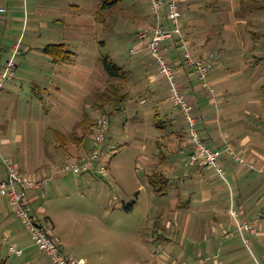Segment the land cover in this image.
Masks as SVG:
<instances>
[{
	"label": "rangeland",
	"instance_id": "1",
	"mask_svg": "<svg viewBox=\"0 0 264 264\" xmlns=\"http://www.w3.org/2000/svg\"><path fill=\"white\" fill-rule=\"evenodd\" d=\"M103 1L0 0V74L9 63L14 66L11 79L0 81V167L5 168L4 159L23 167L48 166L51 149L68 146L75 148L74 159L68 162L87 158L97 148L93 139L98 120L105 118L109 131L100 150L102 161L107 163V175L99 172L101 164L96 165L94 172L79 176L54 178L56 171L50 173L52 181L47 184L41 203L35 204L36 208L41 205L47 209L46 214L56 226L57 234L77 233L80 245L74 247L89 254V264H145L158 249L154 246L157 240L154 235L162 238L165 235L159 225L162 223L165 228L166 220L159 221L157 211L165 207L176 209L180 202L188 204L178 207L179 210L195 209L196 199L203 196L204 191L214 194L215 188L223 201L220 206L224 210L220 218L222 224L227 226L228 233L233 232L242 239L241 248L246 258L264 264L254 241L257 235L245 233L242 237L238 228H233L237 221L252 224L261 219L260 216L264 217L258 203L261 193L249 203V213L244 219L239 204L230 202L232 182L217 181L213 178L217 175L215 170L209 167H185L188 153L182 155L180 151L189 150L184 145L189 140L188 134L180 142L173 163L179 171L170 175L168 183L152 184L150 176L155 173L165 176L159 170L164 162L161 164V157L154 155L158 147L152 144V122L161 120L162 123L174 118L182 124L185 119L173 103L168 82L157 68L154 70L162 78V89L168 97L163 113L153 118L151 99L135 93L129 96L126 93L128 80L112 78L104 68L102 59L108 58L126 71V63L146 54L143 51L132 55L131 49L139 42L137 33L157 23L151 0H117V6L107 11L101 9ZM181 2L187 21L198 19L199 23L207 24L209 44L218 39L224 47L231 36L242 38L244 43L252 39L264 54V0ZM216 21L221 23L220 27L209 26L208 23ZM60 44L65 45L72 58L56 64L45 50L50 45ZM192 50L194 53L193 46ZM209 52L210 55L213 51ZM220 53L219 50L213 53L219 62ZM147 58L152 71V59ZM193 79L200 93H190V97L202 98L205 89L198 73ZM208 81L211 83V73ZM250 95L264 98V92ZM104 96L111 101L103 106ZM117 96L125 98L120 107L114 102ZM244 97L239 99L245 100ZM145 99L147 103L143 104ZM257 124L264 126V119ZM5 138L9 139L8 145L2 143ZM44 153L48 154L44 157ZM152 156L154 162L159 163L155 172H152ZM66 163L59 164L57 169ZM202 179H206V186ZM163 187L165 195L158 192ZM233 199L238 201L237 197ZM233 211L238 212V219L233 217ZM195 214L187 215V224L191 220L192 224L196 222ZM68 215L67 230L64 220ZM209 221L196 222L192 228L195 231L204 227L198 235L203 234L204 225H210ZM255 223L256 231H264V226L261 228L260 223ZM15 225L20 232L25 230L20 221ZM2 234L0 227V262L22 264L26 256L20 260L10 258V242H3ZM34 250L40 254L38 248Z\"/></svg>",
	"mask_w": 264,
	"mask_h": 264
},
{
	"label": "crops",
	"instance_id": "2",
	"mask_svg": "<svg viewBox=\"0 0 264 264\" xmlns=\"http://www.w3.org/2000/svg\"><path fill=\"white\" fill-rule=\"evenodd\" d=\"M163 23L167 25L165 18H163ZM208 24L213 28H218L221 25L217 21L213 24ZM206 26L207 24L205 25V23H199L198 19L196 21H187L185 16L183 18L182 28L184 35L193 46V54L196 59L207 57L210 53L209 51L214 53V51L219 50L221 52L220 56H218L220 64L211 72V85L216 90L215 95L205 91L202 98L190 97V93H197L198 95L200 93V88L196 86L193 79L197 72L194 69L185 68L183 56L178 50L176 41H167L166 47H169L172 61L178 69L179 80L181 79L179 82L183 91L189 94L188 96L196 105L203 137L211 147L224 149L228 145L245 158V164L240 165L235 164L228 155H225L224 163L227 171L226 182L230 181L233 185L230 202L231 204L236 202L239 204L240 215L246 219L249 213L248 205L253 199L257 198L259 193H261V196L258 203L264 210V177L262 173L253 172L248 166L249 163H255L259 167L264 166V126L257 124L259 120L264 119V98L258 99L250 95L253 92H264V84L262 83L264 77V54L261 48H258V44L252 39L244 43L242 38L231 36L228 44L224 46L225 48L220 45L218 39H214L209 44V38H207L206 33L208 27ZM228 27L229 29L236 28V26ZM133 48L139 49L135 55H140L145 51L139 42ZM148 56L146 51L145 55L132 60L131 63H126V79L129 84H127L126 93L129 96H131V93L142 97L147 95L152 101L153 118L155 116L159 117L163 113L168 95L162 89V78L155 72L154 69L157 67L153 60L152 71L150 70L149 64L151 62L147 61ZM241 97H244L245 100H240L239 98ZM142 103H147V100H143ZM167 117L170 116L167 115ZM159 121L161 122V120ZM160 122H152V144L155 143V146L158 147V152L154 155L161 157V164L164 162L163 168H159V170L163 172L168 183L170 175L179 171L176 164L173 165V163L177 159L180 142L184 141L188 134V129L184 120H182V124H179L174 118H168L162 123ZM2 143L3 145H8L9 139L5 138ZM184 145L189 150L187 152L180 151V153L182 155L188 153L189 156V140L184 142ZM74 149V147L68 146L66 149L64 147L51 149L49 154L44 153V157L48 154L52 158L48 161V166L42 165L36 168L23 167L21 164H16L25 176H31L39 180L50 173L53 174L57 167L63 163L72 161L75 154ZM154 160L155 157L152 156V172L158 170L156 165L159 163L154 162ZM200 176L204 177V175ZM6 177V168L0 167V181ZM213 178L217 181H225L215 174ZM205 181L206 179H202L203 186L207 184ZM183 184L184 182H182L181 186ZM46 186L43 189L27 192L28 202L33 212H35L42 223L48 224L52 228L53 235L61 243L63 253L66 256L83 258L89 264V254L81 252L74 247L75 245H80L77 233L75 232L76 234H74V232L70 233L67 231L68 236L66 234H57L56 226L53 225L51 217L46 214L47 209L41 205L37 208L35 207V204L41 203L42 197L47 191ZM233 197H237L238 201H235ZM195 202L196 210L190 207H185L184 211L183 209L179 210L177 209L178 207L181 208L188 204L180 202L179 205H176V209L165 207L157 211L158 220H166L165 228L162 223L159 225L161 232L163 231L165 235L163 238L154 235L157 239L154 242V246L155 248H161L160 250L164 251L167 257L162 262L156 257L155 251L153 252V257L145 264H261L257 261L255 263L249 257L246 258V254H243L241 248L243 241L242 239L240 240L239 236L237 238L235 234L234 238H230L227 235V226L222 224L220 219L222 213H224L223 208H220L223 201L221 200V194L219 195L216 188L212 195L210 191H204L203 196L197 198ZM190 211L196 213L195 215L198 217L196 222L211 220L209 221L210 225H204L206 230L203 234L198 235L204 227L196 228L194 231L192 226H196L197 223L192 224L193 220L187 224L189 221V216L187 215H190ZM186 212L187 214L185 215ZM170 213L171 216L169 218ZM260 218L255 222L260 223L262 228L264 226V217L260 216ZM16 221L19 222L13 207L6 199L0 198V227L3 229L2 241L5 243L10 242V246L14 245L23 251L21 258L12 254H10V258L20 260L26 256L22 264H50L39 249L40 254L35 252L34 247L36 249L37 247L34 245L30 235L26 229L20 232L15 225ZM69 222L70 215L66 216L64 220V227L67 230L66 223ZM156 225L158 224L156 223ZM234 225L233 228L237 229V224ZM256 235L254 239L255 245L261 252L258 253L264 259V231H257ZM4 262L7 264L5 260Z\"/></svg>",
	"mask_w": 264,
	"mask_h": 264
},
{
	"label": "built area",
	"instance_id": "3",
	"mask_svg": "<svg viewBox=\"0 0 264 264\" xmlns=\"http://www.w3.org/2000/svg\"><path fill=\"white\" fill-rule=\"evenodd\" d=\"M152 12L156 16L157 23L152 27L145 28L138 32L137 40L147 51L148 55L155 62L160 75L168 82L173 103L180 109L188 126L190 154L184 161L185 167H209L215 170L217 176L227 180L224 157L228 155L235 164L244 165L245 158L239 155L234 148L226 146L224 149L211 147L203 137L200 130V117L197 113L194 101L183 91L179 82L177 68L170 56L166 53L164 43L166 41H176L178 49L185 61V68L194 69L198 73V78L202 82V87L211 95H215L216 90L208 81L210 73L220 64L218 58L212 53L205 58L196 59L193 55L191 43L184 35L182 28L184 10L181 0H151ZM3 11V10H2ZM165 16L168 26L162 25ZM139 49L133 48L132 54H137ZM13 64L1 72L0 81L3 83L13 76ZM109 122L101 118L97 123V131L94 136V143L97 147L87 158L67 162L63 167L56 170L54 178L66 177L68 175H83L96 170V165H100L99 172L107 175V163L102 161L103 153L100 150L102 144L107 140ZM103 162V163H102ZM7 171V177L0 181V198L6 199L13 207L16 217L22 223L30 235L34 245L45 255L50 264H87L83 258L66 256L63 253L62 245L53 235L52 228L48 224L38 222L34 212L28 202L27 192L30 190L43 189L52 178L46 176L36 179L25 176L18 165L9 160H3ZM249 168L253 171L264 174V166L259 167L255 163H249ZM235 219L239 218L238 212L233 211ZM239 233L244 237L245 233L256 234L255 222L250 224L247 221H237ZM233 232H229V237H234ZM248 242V240H245ZM13 256L21 258L23 251L12 245L9 247ZM156 257L164 261L166 255L159 248Z\"/></svg>",
	"mask_w": 264,
	"mask_h": 264
},
{
	"label": "trees",
	"instance_id": "4",
	"mask_svg": "<svg viewBox=\"0 0 264 264\" xmlns=\"http://www.w3.org/2000/svg\"><path fill=\"white\" fill-rule=\"evenodd\" d=\"M117 4H118L117 0L116 1L105 0V1H103L101 3V9L103 11H107V10H110V9L114 8L115 6H117ZM165 20H166V18H165ZM161 23H162L163 26H168V21L167 20H166L167 25L163 23V19H162ZM137 36H138V33H137ZM45 51L53 56V61L56 64L69 61L72 58L71 55H70L71 52L65 49V45L64 44L50 45V46H48L46 48ZM169 51H170L169 47H166V53L168 54V56H170V58L172 60L171 53ZM102 61H103V64H104V68L107 71L108 75H110V77L117 78V79H120L122 81L126 79V72H125V70L123 68L119 67L117 64H115L114 62H112L108 58H104V59H102ZM184 63H185V61H183V65H184ZM177 71H178V69H177ZM118 94L119 93H117V95ZM102 99L104 100L103 101V106L105 104H107L109 101H111V99H108V97H106V96H104ZM114 102L120 107L123 103H125V98H124V96H117L115 98ZM150 179L152 180L151 182H152L153 185H155V184L157 185L158 183H167V180H166L165 176H162V175H160L158 173H155L154 175L150 176ZM164 188L165 187H163L161 189L162 191L158 190V192L161 193L162 195H165V193L163 192ZM34 215H35L37 221L41 222V220H39L37 218V215L35 214V212H34ZM0 264H5V263L4 262H0Z\"/></svg>",
	"mask_w": 264,
	"mask_h": 264
}]
</instances>
